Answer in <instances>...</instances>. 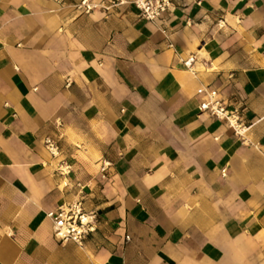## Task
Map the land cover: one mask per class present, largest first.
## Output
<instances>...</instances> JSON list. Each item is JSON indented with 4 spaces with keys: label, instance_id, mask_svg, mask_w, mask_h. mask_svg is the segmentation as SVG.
<instances>
[{
    "label": "crops",
    "instance_id": "crops-1",
    "mask_svg": "<svg viewBox=\"0 0 264 264\" xmlns=\"http://www.w3.org/2000/svg\"><path fill=\"white\" fill-rule=\"evenodd\" d=\"M80 1L0 0V264H264V0ZM80 187L96 230L60 242Z\"/></svg>",
    "mask_w": 264,
    "mask_h": 264
},
{
    "label": "built area",
    "instance_id": "built-area-1",
    "mask_svg": "<svg viewBox=\"0 0 264 264\" xmlns=\"http://www.w3.org/2000/svg\"><path fill=\"white\" fill-rule=\"evenodd\" d=\"M132 3L139 11L141 18L155 24L164 21L172 7V0H133ZM98 6L101 4H92L88 0H81L75 5L76 9L84 13H89ZM193 62L194 56H189L183 63L187 68H191ZM68 85L69 81L66 82V86ZM197 94L202 97L198 106L199 111L206 112L224 122L235 135H242L246 128L240 122V112L237 109H230L228 104L220 98L217 90L200 87L197 89ZM44 147L52 157L59 155V145L54 138H45ZM109 165V162L103 161L100 167L101 173H104ZM58 171L67 175L70 172V166L61 162ZM78 193L77 199L64 203L47 213L52 223L53 236L60 242L72 241L82 245L85 238L96 230L97 215L94 211L84 209L82 187Z\"/></svg>",
    "mask_w": 264,
    "mask_h": 264
}]
</instances>
